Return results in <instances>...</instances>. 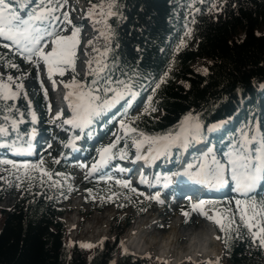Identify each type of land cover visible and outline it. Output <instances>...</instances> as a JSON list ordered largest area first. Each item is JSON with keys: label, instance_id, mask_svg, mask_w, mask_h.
Segmentation results:
<instances>
[{"label": "trees", "instance_id": "trees-1", "mask_svg": "<svg viewBox=\"0 0 264 264\" xmlns=\"http://www.w3.org/2000/svg\"><path fill=\"white\" fill-rule=\"evenodd\" d=\"M84 1L88 14L98 12L103 2ZM47 2L43 0L44 5ZM40 4L41 0H10L13 10L27 15ZM111 11L115 15L108 19L109 47L102 66L104 70L81 80L85 91L101 97L98 104L114 95L106 89L127 90L137 97L152 94L150 108L132 116L127 125L147 136H163L178 132L181 122L191 115L190 125L199 123L204 131L208 127L216 128L200 137L216 155H226L230 148L237 149L242 132L253 134L258 129L260 137L264 134V91L261 89L264 86V33L256 34L258 27L264 24V0H117ZM51 17L36 25L48 28ZM74 26L80 29L79 24ZM186 30H191L189 42L192 45L188 50L174 54L172 45ZM5 58L9 55L2 52L0 63ZM194 62L205 69L204 74L192 70ZM92 63L90 59L87 67ZM0 82L9 83L2 76ZM34 82L37 84L35 76ZM157 84H160L159 88ZM17 94L14 100L0 99V127L7 130L0 133V150L32 145L28 135L35 126L28 116L30 105L20 97L19 87ZM33 95L39 113L35 121L47 125L49 96H45L40 88L34 90ZM122 109L123 105H120L115 111L92 117L90 128L82 132L83 151L89 147L86 141L98 132L106 133L111 120ZM222 122L225 123L221 125ZM192 132L188 133L189 137ZM48 134L49 128H45L43 135ZM134 135L115 136L111 140L110 143L121 137L117 148L113 149L112 166L119 167L130 158L129 142H133ZM74 138L72 136L70 140ZM65 148L62 145L59 150ZM121 150L125 154L123 159ZM4 155L0 153V158ZM188 156L197 163V154L190 151ZM177 158V152L173 150L165 166L174 169ZM42 166L53 173L52 180L44 176L41 183L40 172L29 174L20 184L19 195L13 204L6 210L0 209V264H112L110 258L114 254L120 264H160L133 258L121 251L118 236L122 229L113 232L110 239H101L92 249L85 250L70 243L59 219L61 211L57 209V201L77 187L69 179V163L54 164L48 159ZM160 170L154 166L153 174ZM55 181L60 183L53 187ZM101 189V197L119 210L128 207L132 213L141 214L154 204L152 199L129 193L114 180L104 182ZM2 192L0 187V199ZM250 198L264 201V196L260 195H248L244 200ZM205 207L212 213H221L219 210L222 209L217 201ZM236 220L237 225L232 230L221 233L225 261L244 264L243 254L248 250L264 258V247L258 240H253L247 228L235 230L239 216ZM130 221L125 219L124 228Z\"/></svg>", "mask_w": 264, "mask_h": 264}, {"label": "rangeland", "instance_id": "rangeland-1", "mask_svg": "<svg viewBox=\"0 0 264 264\" xmlns=\"http://www.w3.org/2000/svg\"><path fill=\"white\" fill-rule=\"evenodd\" d=\"M47 1L48 0H44V2ZM106 1L107 0L105 1L103 0L102 2L103 8L100 7L98 12H94L95 15H90L86 12L88 6L84 2V0H67V3L64 4L62 8H57V10L52 14L51 22H50L51 24L49 25L48 28H44L43 26L36 25L37 27L41 28L42 31L46 29L48 31L59 33L60 35L63 36H68L70 34V31H72L73 23L69 25L67 21L64 19L63 13L67 12L68 17L71 21L75 20L77 17L80 16L83 17V19L81 20L82 32L81 35L78 36L79 44L75 49V53H76L74 58L75 70L73 71L71 68L65 67L64 75L61 76L57 73L53 75V77L59 83L58 87L61 90L62 88H64L66 94H68L69 91H74L73 89H69L65 87V84L72 82L73 77L76 78V81L78 83H81V80L86 75H95L99 72L97 70L96 60L93 57V51L96 53V48H98L103 43L104 39L108 43V37L103 38V36L107 33V31L104 30H108L107 21L110 17L107 15L109 10L105 8ZM45 5L47 4L45 3ZM52 6L56 7V0H53ZM101 12L105 13L106 17L101 15ZM18 15L22 17L21 14ZM100 20L101 22L95 25V23ZM46 21L47 20L43 21L42 23ZM36 23L42 24L41 22H36ZM96 28H103L104 30L102 29L97 30L99 33L96 34L95 30H93ZM63 29H67V31H63ZM186 33H188L187 30L182 32L176 38V41L173 43L172 52L174 54L188 50V48H190V46L192 45V43L189 42V36L186 35ZM262 33H264V24L260 25L256 30L257 35H260ZM51 39H52L51 37L45 36L46 41H50ZM182 40L184 41V46L179 50H177ZM4 44H8L10 48H4L3 47ZM51 46L52 45L49 44V47L45 48V51L46 52L49 51ZM2 52L8 54L9 58L3 59V61L0 63V76L6 78H8V76L13 77V81L9 83L12 90L16 93H17L18 85L23 84V88L22 89L20 88L19 95L30 105V111L28 116H29V120L33 123V125H35V129L32 130V132L29 134L28 137L29 140L34 139L32 143V145L34 144L33 146L31 145V147L28 146L13 150L11 149L10 151L6 149L0 150L1 154L2 153L6 154L5 155L6 157H1L0 161L3 160L12 161L19 168L18 171L17 168L12 167V164L0 163V187L1 190L3 191L2 192L3 196L0 199V209L3 210L8 209L15 201V198L19 195V186L22 183V181L29 174L39 172V171L30 170L28 174H24V169L21 167L22 165L40 164L41 160L44 161L48 159L52 160L54 164L56 163L54 161H59V162L65 161L69 163V170H68L69 179L73 183V185L77 186L76 187L77 191L76 193H73L71 196H66L58 200L57 209L61 210L62 212L65 211L66 209L70 210V212H74L75 210L80 209L82 211V215L87 214L85 223L82 225L81 228L82 235H83V230L85 231L84 236L89 234L88 232H86L87 229L92 227L90 230L91 232L90 231L89 232L93 235V233L97 231L96 228L102 225H106V228L104 229V236H105L104 239H110L113 232H117L120 229L123 230L122 232L123 234L125 232V228H124L125 219L128 218L132 219L133 213L132 210H130L128 207H126L123 210H119L118 208L115 207L113 203H109L106 200V198L101 197L102 196L101 187L104 184V182L107 183V181L109 180H114V181H122L129 183L130 187L128 188L123 187V188L133 195H137L143 198L159 195V198L161 201H163V203L158 202L159 204L157 203L156 205H152L147 211L150 214L152 213L156 214L157 212L160 215L159 218L165 220L164 224H166V226H168L173 221H177L180 217H183L184 226H192L195 223H196L195 225H199L200 222L203 221L207 223L210 230L211 228H213V230L216 232L217 237L219 236L221 237L220 239H222L221 233L223 232L220 230L218 225L213 222V220H210L208 218L201 219L199 218V216H197L196 213L193 212V209L189 204V202H192L191 200L192 198L193 199H197V198H194L193 196H191L190 199L185 198L186 196L185 194H183L184 192L182 191V189H180L182 192H179V188L172 186L173 184L176 183L174 179L176 174L178 173L179 160H178V164L174 169H169V166H165L170 151L172 150L178 151L180 149H184V151L186 152L193 151L195 153L196 151L195 149L197 146L194 140L196 139V135L201 137V135L212 133L216 130L215 127L213 126L208 127L207 129H205V131L200 128L199 133H195L193 131L192 137H189L188 134L186 136H182L181 140L176 145L159 152L154 151L152 153H149L148 149L150 145L145 144L141 149V151L138 153L136 148L133 147V142L130 141L129 148L131 150V156L128 160L123 161L119 167L110 168V160H109L107 164L97 166L96 171H92V170L89 171V168L93 167L94 165H97V162L99 160L98 149H101L109 145L111 140L114 139L115 136H123L125 134L124 129H121L120 122L124 121V123L126 124L127 121L132 116L138 115L141 112H146L150 108L149 98L152 97V94H144L141 95L140 97L131 94L130 96L126 97V100L125 98H123L114 106L108 108L104 107L98 110V114L94 115L96 117H100L101 115H103V113L107 111L110 112L115 111V109H117V106L123 105L122 111L119 114H117L116 117L113 118V120H111L106 133L98 132L88 141H86L89 144V147L88 150H86L85 152L82 149V144L85 142V140L84 137H82L81 135V129L90 128V123L83 127H76L71 124H68L69 125L68 127L65 126V124H67L65 123V121L68 119H72L73 117L72 108L69 107L70 100H66L67 111H63L60 113L59 116L60 119L58 118L56 120L53 119L55 114L54 113L55 108L53 101L51 100L47 83L45 82V79L43 77L42 66H41L42 61L40 60L37 61V58L33 57V60L35 61V65L33 63H29L24 59V55L26 54H22L20 49L17 48V46L13 45L12 42L0 40V54ZM82 52L85 54L84 56ZM91 56L94 58L95 62L91 64L92 69L89 74L88 72H86V70L85 72H83L82 64L84 63V61H86L87 58ZM11 58L14 59V60L12 59L13 62L10 61ZM10 64H15L17 65V67L15 68L10 67L9 66ZM98 68H100L99 65ZM191 68L197 74L202 75L205 73V69L202 68V66L196 62L192 63ZM170 70L173 69L170 68ZM32 71L34 72V75ZM34 76L36 78L37 84L34 82ZM38 88H40L43 91V93L46 91L47 94L49 95L48 99L50 103V111L46 120L48 122L47 125H44L42 121L38 123H36L35 121L36 116L39 115V113L34 102L33 91L38 90ZM261 89L262 91H264V86H262ZM33 114H35V120H33ZM224 123L222 122L220 124L222 125ZM45 128H49L50 134L43 135ZM253 134H255L258 139L260 138L257 129L254 130ZM71 136H75V138L72 141H69V138ZM62 145L66 146V148L63 151L59 150V148ZM200 146H201L200 148L201 154L205 157L207 156V159L209 161L211 160L212 156H215L217 160L226 163L227 160L226 155H216L214 151L211 149V147L206 145L203 141L201 142ZM209 149H211V152H209ZM235 150L236 148H230L229 151H227V153L233 152ZM138 155L145 157V159L143 160L145 161V165H147V167L145 166L146 168H141L142 164L137 162ZM197 157H198L197 163L196 164L193 163V166L195 167L191 168L190 177L188 176V179L186 178V181L188 182L192 181V183H197L199 181V176H196L195 174L199 170L202 160L200 155H197ZM160 160H162L163 163H161ZM153 166H158L159 168H161V170L153 174L152 172ZM139 170L141 171L143 170L145 172V177L141 179H136L137 177L135 176V172ZM226 176L229 177V184L225 185L224 188L218 187L217 188L219 190L218 195L215 196L208 195L202 200L211 201V202L212 201L220 202L222 205V209L230 206L233 209V213H235L234 201L236 199L244 200L248 195L264 196V179H262L261 182L257 181L256 186L251 193L242 194V193H237L233 190L234 184L230 181V173H226ZM262 176H263L262 178H264V174H262ZM108 177H112V179H108ZM177 179L179 178L177 177ZM177 182H179V180H177ZM180 185L184 186L183 183ZM133 189H135V191H133ZM193 190L195 191L194 187ZM140 193H143V195H141ZM187 196H189V194H187ZM81 201H84L85 203H89L90 205H84V203H80ZM75 204L78 205L76 206ZM99 206H101L100 209H98ZM95 208L98 209V212H92ZM189 211H191V213H189ZM184 212H188L189 215L185 217L182 214ZM213 215H216L217 218H221L223 213H219V212L212 213L207 211V216H213ZM81 217L83 219V216ZM94 218H96L97 224L95 222L92 223ZM64 219L65 220L68 219L67 215L66 217H64ZM224 222L227 223L226 221ZM62 224L64 231L67 233L68 241L72 244H75L72 239L74 233L72 231H70V233L67 232L66 225L63 222ZM182 229L183 228L178 227L177 231H182ZM150 232L151 235L148 236L149 243L159 242L161 244V247H163V244H165V240L161 236V234L158 231H150ZM163 234L165 235L169 234V237L171 236V238L174 239L173 240L174 244L171 246V249L174 250L175 252L181 251L182 248L188 249L190 247H198V248L204 247V250L202 252L207 251V244L205 243V241L203 240L205 244L199 243V239L201 238V236L198 234V232L192 233L189 238L187 237L186 240L183 242V244H181V246L176 244L174 236H172V234L169 233L168 229H165ZM194 235H196V237L193 238V240H190V238H192V236ZM157 239L160 241H158ZM138 240H139L138 243L140 244L143 243L142 244L143 246L146 245L144 239L139 238ZM118 248L121 250L119 245ZM218 248H219V252H221L219 259L220 263L228 264L224 259L225 250L221 241L220 243H218ZM197 251L199 252V250ZM173 254L175 255V253ZM135 258H145L150 261H155L153 260L152 254H144L142 256ZM205 261H201L199 264H207L208 262ZM110 262L112 264H120L118 258L116 259L112 258L110 259ZM242 262L244 264H264V258H260L259 256L255 255L253 250H248L243 254ZM160 264H165V263L163 262ZM183 264H192V263L189 261H185Z\"/></svg>", "mask_w": 264, "mask_h": 264}, {"label": "snow or ice", "instance_id": "snow-or-ice-1", "mask_svg": "<svg viewBox=\"0 0 264 264\" xmlns=\"http://www.w3.org/2000/svg\"><path fill=\"white\" fill-rule=\"evenodd\" d=\"M67 0H56V7H53V0H48L47 6L44 5L43 0L41 4L34 9L27 18H22L17 14L15 10L10 7V0H0V38L6 41H11L13 45L17 46L24 55V59L35 65L33 57L38 58L47 67V73L49 79H51L54 73L59 75H64L65 67L75 70V49L79 44V32L78 27L73 26L71 34L68 36L60 35L53 31L44 30L36 26V22H43L48 20L49 17L57 10V8H62ZM96 7V6H94ZM99 7L103 8V5ZM92 12L90 15H94ZM101 15H104L101 12ZM108 16L115 15L111 11V5H109ZM64 19L69 25L72 21L68 17V13H63ZM58 19V18H57ZM99 21H97L98 23ZM67 31V29H63ZM191 30H189L186 35H190ZM45 36L51 37L50 41L45 40ZM51 48L49 51H45V48ZM184 46V41L182 40L178 46L179 50ZM4 48H10L8 44L3 45ZM106 54V53H105ZM10 67H17L15 64H10ZM104 69L100 68L98 71L102 72ZM167 75V74H165ZM7 80L9 82L13 81V77L8 76ZM164 81L161 80V83ZM55 83V81H53ZM95 83V81L93 82ZM19 88H23V84L18 85ZM66 88L73 89L74 91H69L67 96L64 98L70 100L69 107L72 108L73 117L65 121L67 124L74 125L76 127H83L89 124L92 117L98 114V110L104 107H111L118 103L124 98L125 93L116 91L114 89H106L105 91L114 92L113 97L110 100H104L102 104H98L97 101L101 100V97L93 94L92 91H85L81 83H78L73 77L71 83L65 84ZM157 88L160 84L156 85ZM18 94L14 92L10 86V83L0 82V99L10 100L15 99ZM45 96L47 92L45 91ZM75 97L74 100L70 98ZM151 98H149L150 102ZM147 110V109H146ZM155 111V109H153ZM33 120H35V114H33ZM193 120L191 115L186 116L184 121L181 122L180 131L176 133L169 132L163 136H147L143 132H137V129L126 125L124 121L120 122L121 129H124L125 135L136 134L133 136V147L136 148L139 153L145 144L150 145L148 151L159 152L166 150L174 145H176L182 136H186L188 133L194 131L199 133L201 125L195 123L190 125ZM7 130L0 127V133H5ZM258 131V129H257ZM242 140L239 142V147L233 151L226 154V163L217 160L215 156H212L211 160L205 157L204 163L199 167L196 172V176L207 178L211 177L212 181L215 182L217 186L223 187L229 184V177L226 173H230V181L234 184L233 190L237 193L248 194L253 191L256 183L261 179V174H264V134L258 139L255 134L251 133H241ZM121 137H117L115 141L109 145L98 149L99 160L97 165H94L92 171H96L97 166L107 164L108 161L115 155L113 149L117 148ZM211 152V149H209ZM123 150H121V158H124ZM137 159H145V157L137 156ZM59 163V161H54ZM2 164H12L13 168L18 166L9 160L0 161ZM44 161L41 160L40 164H24L21 167L24 169V174H28L29 171H39L41 173V183H43V177L46 176L49 181L53 178V173L45 170L42 165ZM195 166L189 165V170ZM189 170L181 173L180 175H188ZM56 175L63 176V173H56ZM31 178V177H30ZM19 179V177H18ZM112 179V177H108ZM60 182H53L52 186L55 187ZM122 187H130L129 183L117 181ZM19 186V185H18ZM71 191V189H69ZM135 191V189H133ZM143 195V193H140ZM148 199L156 200L159 203H163L160 200L159 195L147 197ZM205 204H213L211 201L200 200L191 207L193 210H200L202 215L207 216V213L203 211V206ZM235 213H233L232 207H227L220 209L219 211L223 213L221 218H217L216 215L207 216L208 219L213 220L215 224L218 225L222 232H227L233 229L234 225H237L236 216H239V225L236 227V231H239V227H245L248 233L253 238L254 241H259L260 246L264 247V201H256L254 199L241 200L236 199ZM213 211L216 212L217 209L213 205ZM185 217L189 215L188 212L182 213ZM226 221L227 223H225ZM256 229V231H253ZM221 237H217L220 239ZM81 247L91 248L92 244H82ZM218 264V262H217Z\"/></svg>", "mask_w": 264, "mask_h": 264}, {"label": "bare ground", "instance_id": "bare-ground-1", "mask_svg": "<svg viewBox=\"0 0 264 264\" xmlns=\"http://www.w3.org/2000/svg\"><path fill=\"white\" fill-rule=\"evenodd\" d=\"M116 2H117V0H107L106 4H105V8L107 10H109V5H111V9H112V7L116 4ZM103 16H105V13H104ZM99 22H101V20ZM96 24H97V22L95 23V25ZM96 29L104 30L103 28H96ZM104 31H107V30H104ZM104 37H106V38L108 37L107 33L103 36V38ZM103 38H102V40H103ZM108 43H109V38H108ZM108 43L104 39L103 43L100 46L98 45L99 47L96 48V53L97 54L92 49L93 57L95 58L96 63H97L96 64L97 70L100 69L102 67L103 63H104V59H105V55H106L105 53L107 52V49H108V46H109ZM99 57H100V59H99ZM103 57H104V59H103ZM98 65H99L100 68H98ZM46 71H47V68H46ZM52 87H54V84L52 85ZM74 99H75V97L71 98V100H74ZM110 99L111 98H109L107 100H110ZM204 160H205V158H204ZM137 162L142 164L141 168H144L145 166H147V165H145V161L143 159H137ZM92 168L93 167L89 168V171H91ZM262 177L263 176L261 174V179L258 180L259 182H261L262 179H264ZM136 179H138V177ZM177 180H179V179H177ZM203 180H206V179L200 177L198 182L202 183ZM179 181H181V180H179ZM211 182L213 183V186L216 185L215 182L212 181V179H211ZM178 183H180V182H176L174 186L179 188V192H182L180 190L181 185L178 184ZM184 187L187 188V189L189 188L188 184H185ZM224 187L225 186H223V188ZM187 197L190 199L191 195L189 194V196H187ZM191 200H192L193 203H197V201H195L196 199L192 198ZM75 205L77 206L78 204H75ZM146 214H148V215H146ZM159 216L160 215L157 212H156V214L155 213L154 214L153 213L150 214L147 211L146 213H144L141 216V218L139 220L135 221V223H133V225L130 224L128 226V228L126 229V231L122 234L123 236L121 237V240H123V241H126L128 238H131V237L138 238V239L139 238L144 239V242H145L146 245H144V246L142 245L143 247L142 246L139 247L138 245H136L133 248V250L127 249L129 252H133V255L141 256V255H144V254H152L153 249L156 248V246L159 243V242L149 243L148 236L151 235L150 231L154 230V231H158L161 234V236L164 238V240H165V244H163L164 247L161 249V255H163V256H161V261L162 262H164L166 264H178V262L180 260H183V259L187 258L188 256H190L189 252H186V251H189L186 248H182V250L179 251V252H177V251L174 252L175 255L173 254L172 251L171 252L169 251L171 249V246L174 244V242H173L174 239H172L171 236L169 237V234L168 235L163 234L165 229L169 230V233L172 234V236H174L176 244H178L180 246H181V244H183V242L186 240L187 237L188 238L190 237V235L192 233H197L198 232V234L201 236V238L199 239V243L202 244L205 241V243L207 244V251L206 252H198L197 251L195 253V255H191L193 258L195 256L197 257V262L198 263L201 262V261L208 260L210 257L215 256L219 252L218 243H220V239H217V236H215L216 234L214 235L211 232V230L208 227L207 223L201 221L202 223L200 222L199 225H195L196 224L195 223L192 226H184V222H182V223L178 222V224H177V221H173L168 226H166V224H164L165 220L164 219H160ZM106 217H107V214H106ZM153 218L155 219V221L153 223H151L150 220L153 219ZM199 218L205 219V218H202L200 216H199ZM94 222L95 223L97 222L96 218L93 219L92 223H94ZM178 227L183 228L182 231H177ZM105 228H106V225H102V226H99L98 228H96L97 231L96 232L94 231L95 233H93L94 238H96L97 240H99V239L101 240V238L104 235V229ZM195 237H196V235L192 236V238H190V240H193V238H195ZM158 241H160V240H158ZM128 245H129L128 242L123 243V246H128ZM138 247L140 248V250L138 252H134V250L137 249ZM141 249H143V250H141Z\"/></svg>", "mask_w": 264, "mask_h": 264}]
</instances>
